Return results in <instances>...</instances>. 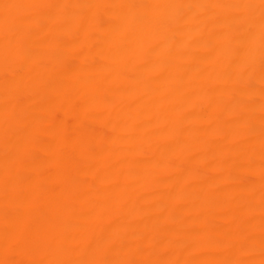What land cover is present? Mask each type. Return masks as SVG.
<instances>
[{
    "label": "bare ground",
    "instance_id": "6f19581e",
    "mask_svg": "<svg viewBox=\"0 0 264 264\" xmlns=\"http://www.w3.org/2000/svg\"><path fill=\"white\" fill-rule=\"evenodd\" d=\"M0 264H264V0H0Z\"/></svg>",
    "mask_w": 264,
    "mask_h": 264
}]
</instances>
